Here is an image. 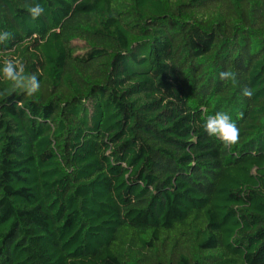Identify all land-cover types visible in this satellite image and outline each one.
<instances>
[{
	"label": "trees",
	"instance_id": "16d2710c",
	"mask_svg": "<svg viewBox=\"0 0 264 264\" xmlns=\"http://www.w3.org/2000/svg\"><path fill=\"white\" fill-rule=\"evenodd\" d=\"M3 31L40 90L0 97V264H264V0H0Z\"/></svg>",
	"mask_w": 264,
	"mask_h": 264
},
{
	"label": "clouds",
	"instance_id": "9594fccd",
	"mask_svg": "<svg viewBox=\"0 0 264 264\" xmlns=\"http://www.w3.org/2000/svg\"><path fill=\"white\" fill-rule=\"evenodd\" d=\"M23 7L27 10L32 20L38 19L44 14V7L39 3L26 2ZM12 32H0V44H6L12 39ZM2 57V67H0V80L5 81L8 86L0 91V97H7L13 93L33 97L40 90V81L37 73H26L24 64L16 58H10L0 52ZM219 78L222 81L237 82V74L231 70L221 71ZM253 90L248 87L242 89V95L251 99ZM243 118V113H239L237 119ZM203 131L209 137H216L226 148L237 144L240 138V130L232 117L225 111H219L215 115L206 118L202 125Z\"/></svg>",
	"mask_w": 264,
	"mask_h": 264
}]
</instances>
